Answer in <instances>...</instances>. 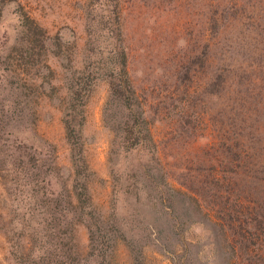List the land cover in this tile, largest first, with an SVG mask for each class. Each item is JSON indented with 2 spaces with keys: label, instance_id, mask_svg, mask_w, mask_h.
Instances as JSON below:
<instances>
[{
  "label": "rangeland",
  "instance_id": "obj_1",
  "mask_svg": "<svg viewBox=\"0 0 264 264\" xmlns=\"http://www.w3.org/2000/svg\"><path fill=\"white\" fill-rule=\"evenodd\" d=\"M0 264H264V0H0Z\"/></svg>",
  "mask_w": 264,
  "mask_h": 264
}]
</instances>
